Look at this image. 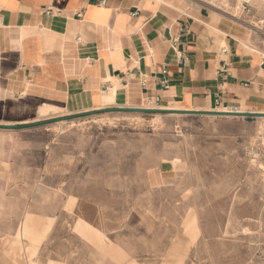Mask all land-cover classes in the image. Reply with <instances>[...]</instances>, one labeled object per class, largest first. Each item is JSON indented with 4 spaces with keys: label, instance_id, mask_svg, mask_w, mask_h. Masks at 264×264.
<instances>
[{
    "label": "crops",
    "instance_id": "crops-1",
    "mask_svg": "<svg viewBox=\"0 0 264 264\" xmlns=\"http://www.w3.org/2000/svg\"><path fill=\"white\" fill-rule=\"evenodd\" d=\"M243 1L107 0L101 5L100 0H0V125L23 126L119 107L264 113V39L231 13L232 9L242 8ZM244 2H249L255 21L264 19V0ZM224 65L226 73L221 72ZM195 117L215 118L216 134L226 139L252 137L255 133H250L249 125L254 119L264 120ZM52 124L56 123L0 129V175L11 177L6 192L1 186L5 187L7 181L0 179V199H22L18 190L23 183L24 152L30 144L25 143L26 134L37 136L36 147L43 157L48 150L47 167H55L49 139L41 143L49 131L46 126ZM234 147L213 144L208 150L228 152ZM238 149L243 150L241 144ZM247 163L243 162V167L247 168ZM222 164L208 162L215 174ZM140 167L150 187L162 190L180 182L192 183L187 179L190 169L200 165L164 160ZM130 178L129 174L120 177L127 181ZM47 186L50 189V177ZM47 194V205L29 213L38 230L48 228L34 257L39 263L153 264L154 256L155 264H172L162 258L172 253V242L186 245L189 241L184 242L183 234H179L184 231L182 226L180 230L174 225L168 229L170 235L162 234L163 223L155 220L157 234L152 236V230H147L150 225L141 223L142 215L152 220V213L161 217L167 209L155 208L148 213L146 208L135 212L133 208L118 207L107 213L95 207L77 210L72 222V213L65 209L57 213L55 194ZM187 198L192 207L185 214H203L205 206L200 199L194 195ZM243 202L238 206L246 209ZM230 205L224 208L217 204L213 208L220 211L209 212L236 214ZM23 213L20 205L12 218L13 238L28 215ZM79 220L86 232L101 233L103 244L80 235L75 230ZM201 226L197 223L196 230L200 231ZM131 228L137 234L125 236ZM69 231L74 233L80 249L77 252L72 248L70 257L57 255L56 233ZM23 243L26 246L27 241ZM193 249L191 246L190 252ZM184 259L183 255L176 263H185Z\"/></svg>",
    "mask_w": 264,
    "mask_h": 264
},
{
    "label": "rangeland",
    "instance_id": "rangeland-1",
    "mask_svg": "<svg viewBox=\"0 0 264 264\" xmlns=\"http://www.w3.org/2000/svg\"><path fill=\"white\" fill-rule=\"evenodd\" d=\"M212 1L223 4L222 0ZM236 11L241 14L245 25H249L255 33L256 21L242 14L241 6ZM99 115L46 126L49 131L43 135L45 141L41 143L49 139L52 156H55L54 168L46 165L48 150H45L43 157V152L36 147L37 136L26 134L25 143L30 144L24 152L22 192L18 190L22 199H0V264L49 262L34 260L37 247L47 235L48 228L46 226L38 230L29 215L37 207L47 205L48 191L55 194L57 213L64 209L68 214L72 213V222L77 210L95 207L107 213L118 207L133 208L135 212L146 208L148 213L150 210L152 213L155 208L167 209V214L161 217L152 213V220L142 215L141 223L150 225L147 230H152V236L157 234L154 232L155 220L162 221V234L170 235L168 229L174 225L179 226L180 230L183 227V233L179 234H183L184 242L189 240V243L183 245L173 241L172 253L162 257L172 261V264H178L176 261H181L183 255L186 261L179 264H264V120L254 119L249 125L250 133H255L252 137L244 134L246 136L241 139H226L216 134L217 120L210 117L133 113ZM223 143L235 146L233 151L209 152L208 145ZM239 144L243 150L238 149ZM164 160L194 161L200 167L190 169L191 175L188 174L187 179L192 183L180 182L166 189H152L140 165L150 166ZM208 162H223V167L216 168L215 174ZM243 162H248L247 168L243 167ZM129 165L133 170H128ZM193 171L195 175L191 173ZM18 172L21 176L20 167ZM128 174L130 181L120 179L122 175ZM48 177L50 189L47 186ZM0 179L7 181L5 187L1 186L2 192L8 191L10 175H0ZM191 195L204 204L205 208L201 210L203 214H185L192 207V201L187 198ZM244 200L246 209L238 206ZM217 204L224 208L231 204L237 213L210 214L209 211L218 209L213 208ZM20 205L23 215H28L13 238L12 218ZM210 205L214 210L208 209ZM197 223L202 225L200 231L196 230ZM81 224L83 222L79 220L75 227L80 235L103 244L104 236L101 233L86 232ZM133 230L125 231V236L134 237L137 233ZM141 230L144 234L143 226ZM56 236L57 255L67 254L70 257L72 248L79 251L80 243L73 232H58ZM59 236L61 238L58 239ZM195 240L199 242L193 243ZM23 241H27L26 246ZM191 246L194 247V253L190 252ZM152 261L155 264L156 257L153 256Z\"/></svg>",
    "mask_w": 264,
    "mask_h": 264
},
{
    "label": "water",
    "instance_id": "water-1",
    "mask_svg": "<svg viewBox=\"0 0 264 264\" xmlns=\"http://www.w3.org/2000/svg\"><path fill=\"white\" fill-rule=\"evenodd\" d=\"M101 113H133V114H162V115H180V116H213V117H237V118H264V113H240V112H220V111H210V112H200V111H179V110H167V109H137L129 107H119V108H107L98 111H93L89 113H84L80 115H73L64 118H58L51 121H42L29 125L23 126H7L0 125V129H22L28 127L42 126L49 123H61L73 119H77L83 116H92Z\"/></svg>",
    "mask_w": 264,
    "mask_h": 264
},
{
    "label": "built area",
    "instance_id": "built-area-1",
    "mask_svg": "<svg viewBox=\"0 0 264 264\" xmlns=\"http://www.w3.org/2000/svg\"><path fill=\"white\" fill-rule=\"evenodd\" d=\"M99 3L101 5H106L107 0H100ZM242 12H243V14L247 15L248 17H251L252 19H254L249 2H243ZM254 29H255V32L257 34H259L264 39V19L256 21V26H254ZM222 53H224V54L227 53V49L226 48L222 49ZM221 72L222 73L227 72L226 65L223 66V69L221 70ZM234 112H237V111H234Z\"/></svg>",
    "mask_w": 264,
    "mask_h": 264
},
{
    "label": "bare ground",
    "instance_id": "bare-ground-1",
    "mask_svg": "<svg viewBox=\"0 0 264 264\" xmlns=\"http://www.w3.org/2000/svg\"><path fill=\"white\" fill-rule=\"evenodd\" d=\"M220 1V0H219ZM224 0H222V2H223ZM245 1V0H244ZM243 1V2H244ZM224 6H226V9L227 10H229L230 8H229V6L227 5V4H225ZM235 11H233V16L234 17H236V18H238V19H241V14L240 13H237V11H236V9H234ZM240 10V9H239ZM232 11V10H231ZM256 16V15H255ZM253 22V21H252ZM250 25H252V24H250ZM249 26V25H248ZM252 29V28H251ZM238 32V31H237ZM243 32V31H242ZM245 33V32H244ZM238 38V37H237ZM249 47V46H248ZM263 56H264V53H263ZM45 106V105H44ZM51 106V105H50ZM44 108V107H43ZM53 108V107H52ZM137 109H152V108H137ZM45 111V110H44ZM220 112H230V111H220ZM49 115V114H48ZM101 115V114H100ZM99 115V116H100ZM132 115V114H131ZM139 115V114H138ZM157 116V115H156ZM178 116V115H177ZM180 116V115H179ZM104 118V117H103ZM154 118V117H153ZM101 119V118H100ZM156 119V118H155ZM264 119V118H263ZM97 120V119H96ZM103 122H104V120H102ZM155 121V120H154ZM158 121V120H157ZM106 122V121H105ZM103 124V123H102ZM66 125V124H65ZM102 126V125H101ZM68 128V127H67ZM68 129H70V127L68 128ZM57 133V132H56ZM59 133V132H58ZM49 146H50V144H49ZM232 213V212H231ZM233 215V214H232ZM233 217V216H232ZM229 225V224H228ZM241 225V224H240ZM230 227V226H229ZM232 230H233V228H232ZM235 230V229H234ZM240 230V229H239ZM241 231V230H240ZM226 233V232H225Z\"/></svg>",
    "mask_w": 264,
    "mask_h": 264
}]
</instances>
